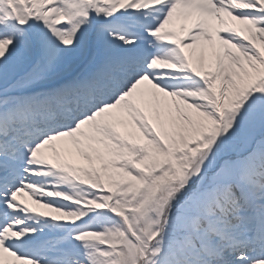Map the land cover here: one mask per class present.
I'll return each mask as SVG.
<instances>
[{
  "label": "snow or ice",
  "instance_id": "obj_1",
  "mask_svg": "<svg viewBox=\"0 0 264 264\" xmlns=\"http://www.w3.org/2000/svg\"><path fill=\"white\" fill-rule=\"evenodd\" d=\"M0 264H264V0H0Z\"/></svg>",
  "mask_w": 264,
  "mask_h": 264
},
{
  "label": "rangeland",
  "instance_id": "obj_2",
  "mask_svg": "<svg viewBox=\"0 0 264 264\" xmlns=\"http://www.w3.org/2000/svg\"><path fill=\"white\" fill-rule=\"evenodd\" d=\"M69 159L71 160V162L75 163L77 166L83 165L85 162L82 159H72L69 157Z\"/></svg>",
  "mask_w": 264,
  "mask_h": 264
},
{
  "label": "bare ground",
  "instance_id": "obj_3",
  "mask_svg": "<svg viewBox=\"0 0 264 264\" xmlns=\"http://www.w3.org/2000/svg\"><path fill=\"white\" fill-rule=\"evenodd\" d=\"M71 158V157H70ZM73 159V158H72ZM74 160V159H73ZM78 160V159H77ZM38 207V206H37ZM49 210V209H48ZM50 211V210H49ZM51 214H55V213H51Z\"/></svg>",
  "mask_w": 264,
  "mask_h": 264
}]
</instances>
